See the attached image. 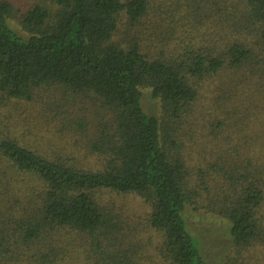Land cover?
<instances>
[{
  "label": "trees",
  "instance_id": "16d2710c",
  "mask_svg": "<svg viewBox=\"0 0 264 264\" xmlns=\"http://www.w3.org/2000/svg\"><path fill=\"white\" fill-rule=\"evenodd\" d=\"M14 13L0 0V100L29 106L41 87L92 97L102 118L82 149L101 164L68 166L0 131V259L15 234L23 241L61 231L89 236L98 252L104 241L117 242L102 192L136 195L149 206L145 223L158 243L148 264H206L186 231L188 209L228 222L235 255L228 264H246L242 254L264 247V117L254 111L256 101L264 108V62L254 61L264 51V0H34L19 21L26 38L9 25ZM148 26L172 38L170 52L144 53L139 35L150 36ZM207 82L213 98L196 117ZM143 89L160 102L159 117L143 110ZM41 119L58 147L68 121L46 110ZM257 126L262 142L251 149L244 141L245 158L236 162L228 144ZM197 136L209 155L198 176L184 155L185 141ZM21 188L22 212L9 213L5 202ZM97 264L140 263L113 247Z\"/></svg>",
  "mask_w": 264,
  "mask_h": 264
},
{
  "label": "rangeland",
  "instance_id": "374dc122",
  "mask_svg": "<svg viewBox=\"0 0 264 264\" xmlns=\"http://www.w3.org/2000/svg\"><path fill=\"white\" fill-rule=\"evenodd\" d=\"M14 8L12 18L8 22L10 27L21 37L26 38L29 33L21 28L20 18L34 4V0H7ZM150 36L139 35L142 42V50L147 55L157 58L166 54L172 49V38L166 37L162 31L154 33V29L148 26ZM220 32L219 27L214 28V32ZM207 33V32H206ZM260 57L254 61L264 62V51L261 49ZM211 82L203 85L201 100L203 105L196 106L195 115L200 117L207 114L209 104L213 95L209 91ZM67 96V95H66ZM59 92V88H43L35 90L32 96V104L22 103V101L0 100V131L8 135L10 139L17 140L30 147L44 151L53 158L60 159L68 166L83 169H98L101 160H96L95 156H90L82 149L90 141L93 140L94 128L99 124L102 113H99L98 104L93 102L92 97L86 99H76L71 96L66 97ZM2 101V102H1ZM264 102V100H263ZM244 103V102H243ZM141 105L146 114L159 117L161 114V104L156 99H151L150 90H142ZM258 110L259 116L264 117V108L262 110L261 102L256 101L254 104ZM261 105V106H260ZM50 112L51 115L56 112L60 117L66 118L70 125V130L65 141L55 146L51 141V134L43 131L46 127L44 120H39L40 112ZM260 110V111H259ZM39 112V113H37ZM109 119V115L104 117ZM80 121L83 130H79L76 122ZM257 128H259L257 126ZM185 128H183L184 130ZM182 130V131H183ZM262 132L253 128L242 132H236V139L228 144L231 152L236 155V162H240L245 158V151H241L244 141L250 145L251 149H256L259 145ZM252 139L253 143L248 141ZM191 144L186 140L187 149L184 151L187 166L191 175L197 171L204 169L209 161L204 151L205 147L199 145L200 137L197 136ZM247 148V147H246ZM249 149V148H247ZM225 155L229 158L228 154ZM231 162V161H230ZM207 179V174L205 175ZM22 187V185H20ZM24 191L14 192V197L10 198L6 203V208L13 210L9 213H21L22 200L19 195ZM99 201L106 205L115 217L114 226L115 238L118 240L104 241L100 244V252L92 247L89 236L81 237L78 234H66L65 231L52 234L41 235L38 239L23 241L19 238V234L12 235L5 247H3V258L0 264H97L102 260V253L113 251V247L121 249L132 257L139 260L140 264H148V256L156 257L155 248L158 239L151 230L147 229L145 219L149 213V206L136 195H122L110 192H102L99 194ZM201 205V204H200ZM264 211V209H263ZM9 217V215H8ZM186 231L197 242L199 240L201 252L206 260V264H228L233 262V250L228 233V222L214 214H205L203 212H195L187 210L185 217L182 213ZM103 250V252H102ZM246 264H264V247L251 251L243 255Z\"/></svg>",
  "mask_w": 264,
  "mask_h": 264
}]
</instances>
